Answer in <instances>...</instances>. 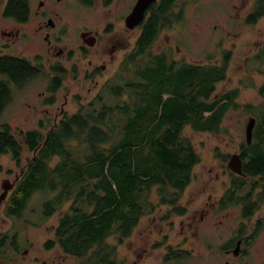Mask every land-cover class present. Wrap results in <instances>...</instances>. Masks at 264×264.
Segmentation results:
<instances>
[{"label":"trees","instance_id":"1","mask_svg":"<svg viewBox=\"0 0 264 264\" xmlns=\"http://www.w3.org/2000/svg\"><path fill=\"white\" fill-rule=\"evenodd\" d=\"M176 1L157 0L148 7L136 48L126 56V78L107 85L112 100L96 96L43 126L46 131L15 133L0 121V156L10 153L19 165L24 149L32 153L4 201L6 215L23 216L34 193H48L46 216L67 206L59 218L66 225L60 232L67 233L57 238L69 253L87 254L109 232L129 235L157 206L151 198L174 197L199 159L184 127L202 130L219 119L220 113L204 117L202 112L225 78V67L177 60L171 48L152 51L160 31L182 10L175 12ZM26 11L27 0H9L6 6V14ZM263 15L264 0H255L246 21ZM27 65L0 56V117L13 99L9 77L27 79L32 73ZM263 159L252 164L255 172L264 168Z\"/></svg>","mask_w":264,"mask_h":264},{"label":"flooded vegetation","instance_id":"2","mask_svg":"<svg viewBox=\"0 0 264 264\" xmlns=\"http://www.w3.org/2000/svg\"><path fill=\"white\" fill-rule=\"evenodd\" d=\"M95 1L27 0L26 13L18 15L6 14L9 0H0V18L9 23L0 30V36H7L3 47L7 51L0 56L23 59L32 72L19 83L9 77L10 86L21 90L34 79L47 80L39 92L40 104L45 108L34 105L39 120L33 129L46 131L43 126L47 118L55 122L56 116L66 112V100L56 104L64 74L74 76L77 72L97 87L96 77L107 69L105 60L136 48L143 21L126 26V17L136 0L126 12L93 19L85 12ZM98 1L106 7L114 0ZM147 15L148 9L145 18ZM68 18L76 19L69 22ZM228 18L232 19V29L236 28L238 16L229 12ZM245 22L248 23L246 19ZM30 45H35L32 49L36 51L28 56L22 50ZM229 60L230 51L222 63L210 62L225 67V80L229 78ZM224 79L217 82L206 103L208 108L202 112L204 117L220 113L218 121L195 131L218 138L225 147L215 144L210 149V163L206 162L208 157L202 160L200 156L195 171L174 197L163 201L154 196L151 203L158 206L146 214L149 220H139L127 236L122 230L107 233L103 241L91 244L87 254L69 253L60 245L57 236L67 233L60 232L66 226L59 222L63 212L56 223L41 229L47 235L41 249L32 243L30 232L40 230L43 224L12 223L6 230L0 229V264H264V168L255 172L252 166L258 157L264 158V101H247L243 106L246 110H232L237 108L238 91L228 86L218 88ZM260 92L263 97V90ZM53 107L58 109L57 114L50 113ZM252 118L254 124L248 138L247 125ZM205 145L208 146L206 142ZM44 211L43 218L57 212L46 216ZM140 225H144L141 230ZM56 248L61 254H50Z\"/></svg>","mask_w":264,"mask_h":264},{"label":"rangeland","instance_id":"3","mask_svg":"<svg viewBox=\"0 0 264 264\" xmlns=\"http://www.w3.org/2000/svg\"><path fill=\"white\" fill-rule=\"evenodd\" d=\"M135 0H114L108 6L104 7L100 1L96 0L85 14L90 18H102L103 14L110 17L123 13V11L131 8ZM255 0H177L175 12L182 9L175 18V22L171 27L160 31L157 40L152 46V51L157 52L171 48L173 57L177 60L185 59L188 62L222 63L225 56L230 51V60L226 73L229 78L222 81L218 88L228 86L238 91V99L236 100V109L234 111L246 110L243 107L247 101L258 102L264 101V15L254 23H246L247 16L253 9ZM237 5L232 9V5ZM85 10V9H84ZM126 12V11H125ZM229 12L233 16H238V24L232 29ZM81 14V13H80ZM1 17V16H0ZM76 18H68L69 22ZM232 20V19H231ZM8 21V20H7ZM0 18V30L6 29L8 22ZM216 26V27H214ZM221 28V29H220ZM6 35L0 36V53L6 52L3 47L6 46ZM30 47V48H29ZM35 45H30L22 52L26 55L33 54L36 50ZM132 51V50H131ZM131 51L118 53L113 60H105L107 69L98 77V86L102 85L100 90L93 87L95 82L84 81L79 73L64 74L62 79V89L59 91V106L64 100L67 101L64 111L73 113L79 105L92 101L96 96H103L108 101L110 93L108 84H113L123 78H126L125 70L126 56ZM125 59H124V57ZM66 66V62H65ZM47 83L44 79H34L26 87L21 90L13 89V99L3 111L0 121L11 124L15 131L19 132L21 128L24 130L35 128L38 126V114L35 113V107L45 108L40 104L42 96L39 92L43 90ZM92 87V88H91ZM260 90H263V97H260ZM259 91V93H258ZM67 96V97H65ZM39 104V105H38ZM257 105V104H256ZM261 105H264L261 102ZM56 106V105H55ZM34 109V110H32ZM58 109L53 107L51 114H57ZM240 112V111H239ZM59 119V115L56 116ZM56 119V120H58ZM54 119L47 118L44 126L47 129ZM43 128V129H44ZM183 133L190 138L195 151L199 158L208 157L206 162H211L212 151L210 150L215 144L225 147V142H221L218 138H210L205 134L193 130L190 126L183 129ZM224 139V138H222ZM205 142L208 146L205 145ZM213 144V145H212ZM209 148V150H208ZM32 153L24 149L23 159L19 165L12 159L10 153L0 156L2 170L0 171V192L2 191L1 182L3 180L15 181L21 168L30 159ZM201 156V157H200ZM195 171V167L193 169ZM49 197L48 193L36 192L29 200L26 210H24L23 219H13L5 213V203L0 206V229L6 230L10 224L19 222H40L43 224L40 230H31L30 238L37 249H41L43 240L46 238L44 226L58 221V215L67 209L63 206L53 216L43 218L44 202ZM152 199V198H151ZM158 206V204H156ZM64 210V211H63ZM149 213V212H148ZM146 213V214H148ZM146 214L141 217L143 221ZM140 219V222H142ZM138 229L143 228L140 225ZM38 228V227H37ZM42 229V230H41ZM136 230V233L138 232ZM61 254L59 250H54L50 254Z\"/></svg>","mask_w":264,"mask_h":264},{"label":"water","instance_id":"4","mask_svg":"<svg viewBox=\"0 0 264 264\" xmlns=\"http://www.w3.org/2000/svg\"><path fill=\"white\" fill-rule=\"evenodd\" d=\"M155 0H136L135 4L131 12L126 17V26L133 27L142 21L145 17V12L150 4H152ZM254 124V119L252 118L247 125V135L248 138L251 135L252 128ZM14 182L10 180H3L1 182L2 191L0 192V206L3 200L6 198L9 190L13 187Z\"/></svg>","mask_w":264,"mask_h":264},{"label":"bare ground","instance_id":"5","mask_svg":"<svg viewBox=\"0 0 264 264\" xmlns=\"http://www.w3.org/2000/svg\"><path fill=\"white\" fill-rule=\"evenodd\" d=\"M42 121V120H41ZM55 243V242H54Z\"/></svg>","mask_w":264,"mask_h":264}]
</instances>
